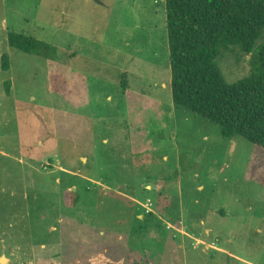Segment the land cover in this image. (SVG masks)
Instances as JSON below:
<instances>
[{
	"label": "rangeland",
	"instance_id": "374dc122",
	"mask_svg": "<svg viewBox=\"0 0 264 264\" xmlns=\"http://www.w3.org/2000/svg\"><path fill=\"white\" fill-rule=\"evenodd\" d=\"M12 31L56 45L89 105ZM253 57L218 62L235 82ZM171 78L165 0H0V264H264V150L176 105Z\"/></svg>",
	"mask_w": 264,
	"mask_h": 264
},
{
	"label": "trees",
	"instance_id": "16d2710c",
	"mask_svg": "<svg viewBox=\"0 0 264 264\" xmlns=\"http://www.w3.org/2000/svg\"><path fill=\"white\" fill-rule=\"evenodd\" d=\"M165 1L173 102L219 124L225 138L242 137L264 150V0ZM8 41L25 53L48 59L54 93L61 95L60 84L65 82L75 90L61 95L67 102L77 108L89 105L87 81L81 74L60 80L62 73L55 70L60 58L56 45L14 31ZM233 48L254 57L250 74L229 82L218 60ZM2 59L7 70L9 55L4 53ZM73 197L74 203V192Z\"/></svg>",
	"mask_w": 264,
	"mask_h": 264
},
{
	"label": "water",
	"instance_id": "95a60500",
	"mask_svg": "<svg viewBox=\"0 0 264 264\" xmlns=\"http://www.w3.org/2000/svg\"><path fill=\"white\" fill-rule=\"evenodd\" d=\"M7 260L6 256L0 257V263H4Z\"/></svg>",
	"mask_w": 264,
	"mask_h": 264
},
{
	"label": "crops",
	"instance_id": "0c3cea01",
	"mask_svg": "<svg viewBox=\"0 0 264 264\" xmlns=\"http://www.w3.org/2000/svg\"><path fill=\"white\" fill-rule=\"evenodd\" d=\"M123 132H125V131H123Z\"/></svg>",
	"mask_w": 264,
	"mask_h": 264
}]
</instances>
